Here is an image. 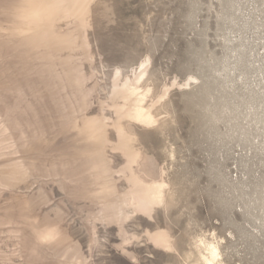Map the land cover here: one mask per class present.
<instances>
[{"label":"rangeland","instance_id":"obj_1","mask_svg":"<svg viewBox=\"0 0 264 264\" xmlns=\"http://www.w3.org/2000/svg\"><path fill=\"white\" fill-rule=\"evenodd\" d=\"M209 262L264 264V0H0V264Z\"/></svg>","mask_w":264,"mask_h":264},{"label":"bare ground","instance_id":"obj_2","mask_svg":"<svg viewBox=\"0 0 264 264\" xmlns=\"http://www.w3.org/2000/svg\"><path fill=\"white\" fill-rule=\"evenodd\" d=\"M211 254H212L211 258H212V257H216V256H218V255H217V250H216V249H212ZM214 259H215V258H214ZM209 264H212V262H209Z\"/></svg>","mask_w":264,"mask_h":264}]
</instances>
